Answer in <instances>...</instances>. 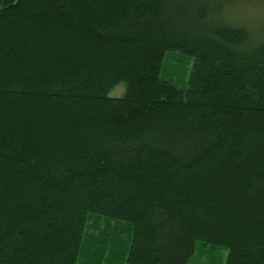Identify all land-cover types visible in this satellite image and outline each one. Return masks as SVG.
<instances>
[{
  "label": "trees",
  "instance_id": "trees-1",
  "mask_svg": "<svg viewBox=\"0 0 264 264\" xmlns=\"http://www.w3.org/2000/svg\"><path fill=\"white\" fill-rule=\"evenodd\" d=\"M235 1L0 0V264H83L95 217L128 226L117 264H264V36Z\"/></svg>",
  "mask_w": 264,
  "mask_h": 264
},
{
  "label": "rangeland",
  "instance_id": "rangeland-1",
  "mask_svg": "<svg viewBox=\"0 0 264 264\" xmlns=\"http://www.w3.org/2000/svg\"><path fill=\"white\" fill-rule=\"evenodd\" d=\"M224 18L231 24L249 28L257 36H264V4L261 0H236L233 4L229 3L224 9ZM193 62L190 57L170 52L166 56L162 75L184 87L188 83ZM125 89V83L117 84L110 95L120 97L124 95ZM94 222L97 225L87 231L83 264H117L128 239V226L104 217L92 218L90 224ZM228 254V249L224 247L200 243L189 264H226Z\"/></svg>",
  "mask_w": 264,
  "mask_h": 264
},
{
  "label": "clouds",
  "instance_id": "clouds-1",
  "mask_svg": "<svg viewBox=\"0 0 264 264\" xmlns=\"http://www.w3.org/2000/svg\"><path fill=\"white\" fill-rule=\"evenodd\" d=\"M262 4H264V0H261Z\"/></svg>",
  "mask_w": 264,
  "mask_h": 264
}]
</instances>
